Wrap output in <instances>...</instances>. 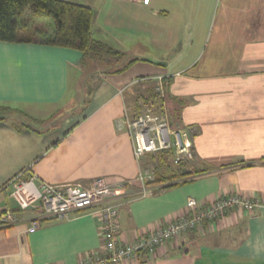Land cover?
I'll use <instances>...</instances> for the list:
<instances>
[{"label": "crops", "instance_id": "1", "mask_svg": "<svg viewBox=\"0 0 264 264\" xmlns=\"http://www.w3.org/2000/svg\"><path fill=\"white\" fill-rule=\"evenodd\" d=\"M62 1L90 9L91 40L133 64L84 78L79 52L47 43L48 19L18 20L44 33L34 43L0 42V107L36 124L0 121V211L17 212L0 227V264H80L101 251L89 212L28 232L36 215L19 209L10 181L135 179L151 158L136 160L124 123L154 93L173 106L170 123L195 129L182 170L192 175L118 198L121 243L176 221L188 198L210 204L233 193L260 205L168 242L154 264H264V0Z\"/></svg>", "mask_w": 264, "mask_h": 264}, {"label": "built area", "instance_id": "2", "mask_svg": "<svg viewBox=\"0 0 264 264\" xmlns=\"http://www.w3.org/2000/svg\"><path fill=\"white\" fill-rule=\"evenodd\" d=\"M133 3H147L149 0H126ZM160 100H163L162 92ZM157 105H160L158 108ZM165 103H143L139 114L125 121L136 160L144 156L161 152H172L173 166L187 163L193 159L192 137L194 129L190 127H172L167 112L160 109ZM160 109V110H159ZM21 175L10 181L13 188L12 199L20 210H32L36 218L28 232L36 231L43 220L67 221L81 212H89L100 224V236L103 240L101 251L92 253L80 264H154L158 250L168 242L183 234L200 231L204 223H214L231 212L240 215L254 211L259 207L255 199L242 198L237 194H223L210 203H199L193 198L186 200L188 212L176 221L153 231L141 233L127 244L121 243L119 227V206L115 201L135 186H140L145 194V183L152 180L153 172L141 170L133 180L108 182L96 178L87 183L35 184V177L21 180ZM17 223V217L8 210L0 211V227Z\"/></svg>", "mask_w": 264, "mask_h": 264}, {"label": "trees", "instance_id": "3", "mask_svg": "<svg viewBox=\"0 0 264 264\" xmlns=\"http://www.w3.org/2000/svg\"><path fill=\"white\" fill-rule=\"evenodd\" d=\"M27 16L28 19H48L53 23V33L47 37L46 41L52 46L75 50L80 53L81 58L79 61L80 70L83 71L89 62L95 61L99 65L104 63L105 58L115 57L114 62L119 64V60H123L124 56L107 46L94 42L90 38L92 12L87 7L77 5L62 0H0V42L7 43H34L43 37L42 31L38 28H27L21 26L18 20ZM44 38V37H43ZM133 62L128 60L124 70ZM120 68H115L114 73L122 72ZM158 102V95L154 93L153 100H146L148 103ZM0 109L10 110L8 108L0 107ZM14 112V111H13ZM17 113V112H15ZM171 116V114H170ZM172 119V116H171ZM0 121H3L0 119ZM172 126L178 127L171 123ZM16 127V126H14ZM16 127V128H22ZM150 158H161L167 160L170 164H161L165 174L158 172L154 184L163 185V189L172 188L179 183L167 184L169 180L184 178L192 173L182 171L186 163H181L179 166L172 164V152H161L156 155H148ZM172 166L176 170H172ZM199 172H193L198 174ZM170 175V176H169ZM178 176L179 178H177ZM164 184H166L164 186ZM16 215L17 212H12Z\"/></svg>", "mask_w": 264, "mask_h": 264}, {"label": "rangeland", "instance_id": "4", "mask_svg": "<svg viewBox=\"0 0 264 264\" xmlns=\"http://www.w3.org/2000/svg\"><path fill=\"white\" fill-rule=\"evenodd\" d=\"M25 19H28L27 16H24ZM49 22H51L50 20H48ZM21 25V24H20ZM116 58L115 57H110V58H105V61L104 63H100V65L95 62V61H91L88 63V65L83 68L84 70L82 71V73L84 74V78H87L88 74H90L92 71L94 72L95 70H108V71H111L113 68L116 67V63L114 62ZM121 63L119 64H125L128 60L127 59H123L122 61L119 60ZM84 82L85 80L83 81L82 83V88L85 87L83 86L84 85ZM85 90V89H84ZM158 103V102H157ZM155 103V104H157ZM170 104V103H169ZM157 107L159 108L160 105H157ZM75 108H76V105H75ZM160 109L164 110L167 112V115H169V113L171 114V111L173 109V106L170 104V105H163ZM159 109V110H160ZM0 119H2L3 121H7L8 123H10L11 125L13 126H16V127H21V126H25V127H36V124H34L33 122H31L30 120L24 118L23 116H21L20 114L18 113H15L13 112L12 110H6V109H0ZM170 123V121H169ZM170 126L171 123H170ZM173 128L175 126H172ZM194 129V128H193ZM194 133H195V129H194ZM195 135V134H194ZM159 157V156H158ZM158 157H155V158H152L151 160H149V162L144 166L145 170L148 171V172H153V177H152V180L150 181H147L145 184V188L148 187V186H153L155 185L154 182L156 180V177H157V174L158 172L160 174H165L164 171H163V168L160 167V165L163 163L165 165H170L168 163L167 160H163L165 159V157L163 159L161 158H158ZM193 157H194V153H193ZM186 163V162H185ZM162 166V165H161ZM172 169H170L171 171H169V174L172 172V170H176L174 169L172 166H170ZM167 174V173H166ZM171 174H175V173H171ZM170 176V175H169ZM177 178H179L178 176H176ZM185 178V177H184ZM183 178V179H184ZM182 178H179V179H175V180H169L165 183L167 184H171V183H178V180H180ZM166 184H164L165 186ZM163 186V185H162ZM138 188H141L140 186H138Z\"/></svg>", "mask_w": 264, "mask_h": 264}]
</instances>
